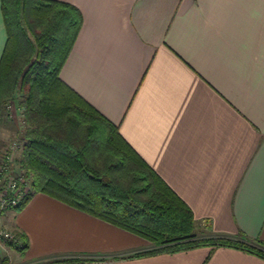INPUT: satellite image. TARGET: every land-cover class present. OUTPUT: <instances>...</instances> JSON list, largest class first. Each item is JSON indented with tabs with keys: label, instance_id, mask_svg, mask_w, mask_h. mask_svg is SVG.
<instances>
[{
	"label": "crops",
	"instance_id": "crops-1",
	"mask_svg": "<svg viewBox=\"0 0 264 264\" xmlns=\"http://www.w3.org/2000/svg\"><path fill=\"white\" fill-rule=\"evenodd\" d=\"M61 1L83 17L61 78L188 204L198 237L264 243V0ZM6 40L0 2V58ZM0 226L27 242L1 240L5 264H264L234 245L137 255L153 244L39 191Z\"/></svg>",
	"mask_w": 264,
	"mask_h": 264
},
{
	"label": "trees",
	"instance_id": "trees-1",
	"mask_svg": "<svg viewBox=\"0 0 264 264\" xmlns=\"http://www.w3.org/2000/svg\"><path fill=\"white\" fill-rule=\"evenodd\" d=\"M7 40L0 58L1 106L22 92L26 129L18 160L35 191L132 231L153 244L149 255L200 245H234L264 257L258 245L227 237H198L188 204L138 154L113 123L60 76L82 26L61 0H0ZM10 209V208H8ZM18 234V233H17ZM23 251L27 247L19 234ZM65 258L53 262H80ZM7 258H1L5 264Z\"/></svg>",
	"mask_w": 264,
	"mask_h": 264
},
{
	"label": "built area",
	"instance_id": "built-area-1",
	"mask_svg": "<svg viewBox=\"0 0 264 264\" xmlns=\"http://www.w3.org/2000/svg\"><path fill=\"white\" fill-rule=\"evenodd\" d=\"M21 147L20 139L15 140L0 159V211L17 206L31 192L30 178L16 157ZM0 238L23 247V241L16 232L0 228Z\"/></svg>",
	"mask_w": 264,
	"mask_h": 264
},
{
	"label": "rangeland",
	"instance_id": "rangeland-1",
	"mask_svg": "<svg viewBox=\"0 0 264 264\" xmlns=\"http://www.w3.org/2000/svg\"><path fill=\"white\" fill-rule=\"evenodd\" d=\"M22 92L20 90H15V92L10 96L7 97L4 103L1 106V113H0V159L2 154L8 149L9 146L15 141L20 139L25 134V121L23 118V109L21 107V100H22ZM21 150L17 153V160L20 159ZM33 191L31 186V178L29 184V190ZM6 210V209H5ZM4 211L1 210L0 213ZM0 228H2L0 226ZM7 230L5 228H2ZM10 231V230H7ZM13 232V231H12ZM4 242L5 244L10 245L9 240H4L0 238V241Z\"/></svg>",
	"mask_w": 264,
	"mask_h": 264
}]
</instances>
